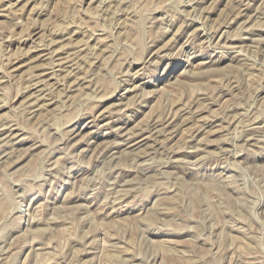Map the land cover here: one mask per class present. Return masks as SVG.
Returning a JSON list of instances; mask_svg holds the SVG:
<instances>
[{
	"label": "rangeland",
	"instance_id": "obj_1",
	"mask_svg": "<svg viewBox=\"0 0 264 264\" xmlns=\"http://www.w3.org/2000/svg\"><path fill=\"white\" fill-rule=\"evenodd\" d=\"M0 264H264V0H0Z\"/></svg>",
	"mask_w": 264,
	"mask_h": 264
},
{
	"label": "bare ground",
	"instance_id": "obj_2",
	"mask_svg": "<svg viewBox=\"0 0 264 264\" xmlns=\"http://www.w3.org/2000/svg\"><path fill=\"white\" fill-rule=\"evenodd\" d=\"M14 3H15V2H14ZM54 41H55V40H54ZM41 46H42V45H41ZM52 47H53V46H52ZM57 48H58V46H57ZM60 48H61V47H60ZM58 49H59V48H58ZM43 50H45V49H43ZM40 51H41V50H40ZM52 52H53V51H52ZM54 52H55V51H54ZM61 58H62V57H61ZM58 60H59V59H58ZM59 63H60V62H59ZM55 64H56V63H55ZM55 64H54V65H55ZM54 65H53V66H54ZM52 68H53V67H52ZM35 85H36V84H35ZM33 107H34V106H33ZM90 142H91V141H90ZM115 189H116V188H115ZM4 246H5V245H4ZM4 248H5V247H4ZM1 253H2V252H1Z\"/></svg>",
	"mask_w": 264,
	"mask_h": 264
}]
</instances>
